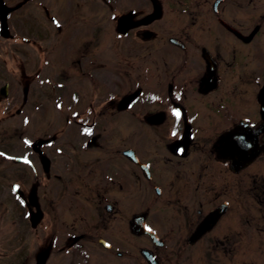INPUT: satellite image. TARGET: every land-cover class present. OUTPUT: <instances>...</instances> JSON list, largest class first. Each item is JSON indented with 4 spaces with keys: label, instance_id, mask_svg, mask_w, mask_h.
Returning <instances> with one entry per match:
<instances>
[{
    "label": "flooded vegetation",
    "instance_id": "af4514ba",
    "mask_svg": "<svg viewBox=\"0 0 264 264\" xmlns=\"http://www.w3.org/2000/svg\"><path fill=\"white\" fill-rule=\"evenodd\" d=\"M103 1L115 10L108 26L80 31L86 20L72 9L65 27L66 12L63 24L43 17L63 25L75 52L64 62L75 87L59 103V120L78 131L58 144L52 122L40 117L55 101L38 97L53 61L46 57L42 69L45 47L10 34L15 8L0 0L9 10L8 37L0 21V71L13 74L0 82V125L17 117L0 131V262L24 264L30 246L33 264H150L143 251L156 264H249L235 256L264 254V0ZM108 27L110 61L86 43L106 38ZM89 60L110 65L115 93L105 105L99 79L82 69ZM12 141L18 156L8 152ZM212 213L216 220L194 240ZM134 217L152 235H136Z\"/></svg>",
    "mask_w": 264,
    "mask_h": 264
},
{
    "label": "rangeland",
    "instance_id": "374dc122",
    "mask_svg": "<svg viewBox=\"0 0 264 264\" xmlns=\"http://www.w3.org/2000/svg\"><path fill=\"white\" fill-rule=\"evenodd\" d=\"M2 1L8 7L15 8V11H13L8 16V28L10 30V34L16 39H20L21 36H24V38L27 37L33 38L35 41L40 43V45L45 47L47 53L41 50L38 53V60L40 62V67L43 66L42 69L48 67L49 65V62L46 63L47 61L46 57L48 58V60L50 58V61H53L54 64L53 68L43 72L41 77L38 79V80L44 79L47 82L46 84L39 85L43 87L39 89L40 93L38 94V97L41 98L42 101H47L50 103L55 101L52 103L54 110L51 109L53 111L52 112L46 109L45 114L41 115L40 117H43L44 121L50 120L52 122L51 127L53 131H55L56 142L58 144H62L65 140L66 137L65 135H68L69 133V129H71V131H74L76 135L78 131V128L75 126H71L68 130H66L67 127L64 126L61 120H59L61 114L63 113V108L59 106V103L61 102L64 103L63 101H66V97L71 93L72 90H74L75 87L73 85V82L69 80L68 77L69 73L73 72L70 69L71 66L65 68L66 61L69 55L71 54V52L69 51L70 50L72 51V49L74 48L72 46L71 48L68 46L67 49V46H65L66 43L63 41V39L67 37L66 33L62 34L65 30L64 27L68 25L69 22H71V19L69 18L68 15L72 10L75 11L78 10V14L79 13L81 14L80 17H78V20H80V22H84V20H86V22L82 23L84 24L83 25L84 28L80 29L81 31L83 29H89L91 25H94L95 23H99V22H105L106 25L108 26L109 22L111 21V19L115 14V10L111 5L105 3L104 1L101 2L102 0H2ZM39 5L44 6L41 8L42 16L39 15V11H38ZM64 13H65L64 16L68 21L66 24H64L63 27V25L58 24V22L61 24L64 23V19H63ZM52 14L56 15V19H57L56 21H58L56 22L57 29L59 30L58 33L55 26L52 23H50L48 20L44 19L45 17H48ZM91 14H93V17L91 16ZM84 17H87V19H84ZM100 17L104 19V21L101 20ZM106 30L108 36L104 35L106 38H101L99 43L91 36L87 39L86 43L90 44L89 48L92 45L91 50L89 51L92 56L94 55L104 56L105 58H107V61H110L112 58L111 55L114 53L110 51L112 49L111 45L110 47L108 46V44L103 45V42L105 39L111 41V38L113 37V31L109 27ZM75 31H77L78 34V30L73 29L72 36H75L74 35ZM59 34L60 35L62 34V36L60 37ZM83 35L84 34H82L81 36ZM69 41L71 40L68 39V42ZM4 44L5 42H3V39L0 38V66H4L3 62L1 61L2 60L1 58L3 57L2 55H4L2 52ZM78 45L80 47L83 46V42L80 41ZM16 46L17 45H15L14 43H8L6 48L12 49L14 55H17L18 54L17 50H20V48ZM59 46L61 47L62 53L61 52L57 53L59 51ZM23 51L26 53L25 55L27 54L30 55L31 59L32 56H35V51H33V49L30 48L29 46L28 47L24 46ZM50 52H55L56 54H51V56L49 57L48 54ZM72 52L73 54L75 53L74 51ZM9 57L11 61L14 59L10 55ZM90 62H91L90 60L88 63L84 62L82 69L91 72L92 76L99 79L98 86L102 87L104 92L107 93L104 94V100H99V101L103 102V105H105L106 103L111 102L112 96L115 93V90L113 89V77H112L110 65L105 60H103L102 63L99 61L97 65L94 63V61L91 62L92 65H89ZM2 69L4 71V68ZM2 69L0 71V82H3V79L6 77L7 73L9 77H13V74H10L9 70L11 69L9 67L5 68V72H3ZM63 73L66 74L65 77H63L64 76ZM36 93L37 91H35V94ZM16 97L17 96L15 92L14 98ZM42 97L45 100H43ZM34 98H36L35 95ZM61 119H63L62 116ZM16 120L17 117L13 118L10 121L3 122L0 125V131L1 129L9 130V128H13L16 125ZM53 120L55 121L53 122ZM74 132L73 133L71 132L72 136L74 135ZM26 139H28V137ZM7 144L10 145L9 146L10 151L8 152L11 156H18V154L21 153L18 151L15 141H12V143H7ZM10 177H12L11 181L15 178L12 175H10ZM20 226H21L20 227L21 230H24L23 232H25V236H27L25 237V243L30 244L32 240L28 236L31 235V228H29L27 220L23 219L20 223ZM42 235L43 233H41V236ZM260 237H261L260 243L264 244L263 242L264 234H262ZM202 245L207 246V244L205 243ZM31 249L33 248H30V246H28V248H26L21 255L24 264L34 263L33 256H31L32 255ZM96 256L99 257V254L96 253ZM12 259L13 258L10 259L6 258L8 263H11ZM235 260L238 262L246 261L249 264L251 263L264 264V254H258V253H250L247 255L237 254L235 256ZM75 261H77L76 258L72 257L71 263H74ZM202 262H205V260ZM0 264L2 263L0 262ZM81 264L83 263L81 262Z\"/></svg>",
    "mask_w": 264,
    "mask_h": 264
},
{
    "label": "water",
    "instance_id": "95a60500",
    "mask_svg": "<svg viewBox=\"0 0 264 264\" xmlns=\"http://www.w3.org/2000/svg\"><path fill=\"white\" fill-rule=\"evenodd\" d=\"M9 10L4 8V7H1L0 8V21H1V35L3 37H8V30H7V27L5 25V20H6V16L8 14ZM130 98L129 100L126 101V103H130V101H132V97H128ZM124 102V100L122 101V103ZM41 142H38L36 144H34V146L38 147L40 145ZM263 153H264V150H263ZM215 213H212L210 214L202 223L200 229H198L195 233V236H194V240L198 239L199 237H201V235L203 233H205L208 229H210V226L214 223V221L216 220V215H214ZM33 216V215H32ZM32 216H31V224L32 226H36L37 225V220H33L32 221ZM36 218V217H35ZM132 223H133V227H132V230L133 232L136 233V235H141V234H144V233H148L149 235H152L151 232L145 227L144 224H140L138 223V220H137V217H134L132 219ZM143 255L144 257L147 259V261L150 263V264H156L152 255L150 253H147L146 251H143ZM37 264H44V259H40L38 261Z\"/></svg>",
    "mask_w": 264,
    "mask_h": 264
},
{
    "label": "snow or ice",
    "instance_id": "6c2138e0",
    "mask_svg": "<svg viewBox=\"0 0 264 264\" xmlns=\"http://www.w3.org/2000/svg\"><path fill=\"white\" fill-rule=\"evenodd\" d=\"M175 115L179 116L180 115L179 111H176L175 112Z\"/></svg>",
    "mask_w": 264,
    "mask_h": 264
}]
</instances>
